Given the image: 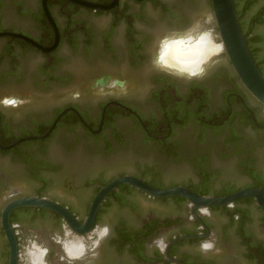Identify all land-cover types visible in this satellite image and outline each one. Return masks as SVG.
Instances as JSON below:
<instances>
[{
	"label": "flooded vegetation",
	"instance_id": "1",
	"mask_svg": "<svg viewBox=\"0 0 264 264\" xmlns=\"http://www.w3.org/2000/svg\"><path fill=\"white\" fill-rule=\"evenodd\" d=\"M43 1L0 0V33L28 38L0 36V100L29 101L0 106V144L43 135L65 112L47 137L0 148V264L10 261L2 210L15 199H50L82 224L100 189L124 176L213 197L264 185V105L225 51L203 80L151 65L159 37L194 18L210 17L219 36L212 0H46L49 16ZM255 59L263 66L264 52ZM195 213L184 197L121 184L87 234L41 207L13 209L10 224L17 264H264V209L253 197ZM104 224L111 235L94 247ZM208 238L216 249L204 254Z\"/></svg>",
	"mask_w": 264,
	"mask_h": 264
},
{
	"label": "water",
	"instance_id": "2",
	"mask_svg": "<svg viewBox=\"0 0 264 264\" xmlns=\"http://www.w3.org/2000/svg\"><path fill=\"white\" fill-rule=\"evenodd\" d=\"M81 5H88L85 1L82 0H72ZM213 14L218 28L219 36L222 39L225 48L224 51L228 56L232 67L239 77L240 81L244 87L259 101L264 105V74L259 69L256 61L254 60L250 49L247 45L246 39L244 37L238 14L236 11L234 0H212ZM43 7L48 14L46 0L43 1ZM99 9H102L101 6H96ZM0 36H12L23 39H28L22 34L5 32L0 33ZM65 113V112H63ZM62 113V114H63ZM61 114V115H62ZM60 115V116H61ZM54 122L51 128L43 135L39 136H28L21 138L14 143L9 145L0 144V148L4 150L11 149L17 144L28 141V140H37L47 137L51 131L54 129L56 122ZM121 184H129L139 190L143 191L147 195L156 198H168L173 196H181L187 199L191 203L192 211L194 214L197 208L206 209L210 206H226L233 205L237 200L246 197H253L258 205L264 209V185L257 188H245L238 190L232 194L220 197L213 196H204L196 193L195 191L184 187V186H174L169 188H156L148 184L144 180L131 176H124L117 178L107 185L102 187L100 191L96 194L90 211L84 221V223H79L77 217L69 211L67 207L62 206L61 204L54 202L46 198L38 197H25L12 200L9 202L2 210V224L4 227L5 235L9 243L10 250V261L9 264H17L18 261V244L15 232L12 225L10 224V214L13 209L22 206L28 207H41L59 214L63 220L68 224V226L78 234H87L91 231L97 211L100 204L105 199V197L116 189ZM182 238H189V236H182L175 239L172 243H175L177 240Z\"/></svg>",
	"mask_w": 264,
	"mask_h": 264
},
{
	"label": "clouds",
	"instance_id": "3",
	"mask_svg": "<svg viewBox=\"0 0 264 264\" xmlns=\"http://www.w3.org/2000/svg\"><path fill=\"white\" fill-rule=\"evenodd\" d=\"M225 45L212 26L210 17L194 18L180 30H169L159 37L151 58L152 67L176 79L193 81L205 79L215 67ZM79 99V93L73 94ZM29 101L19 96H6L0 100L4 108L19 109ZM94 231V247L106 240L112 232L109 225H97ZM199 250L207 254L216 249V243L208 238L201 241ZM87 252V244H85ZM47 255L46 249L44 250Z\"/></svg>",
	"mask_w": 264,
	"mask_h": 264
},
{
	"label": "trees",
	"instance_id": "4",
	"mask_svg": "<svg viewBox=\"0 0 264 264\" xmlns=\"http://www.w3.org/2000/svg\"><path fill=\"white\" fill-rule=\"evenodd\" d=\"M260 0H234L236 11L238 14V19L246 39L247 45L250 49V52L256 61V53L260 55V52H264L263 48V37L260 34L256 33V28L260 25H264V7L256 11L250 18L248 17L249 13L256 6ZM241 2V6H240ZM246 21V22H245ZM247 23V27H246ZM257 63V61H256ZM259 69L264 74L261 68L264 69V59L263 66H260V63H257ZM179 199V197H174Z\"/></svg>",
	"mask_w": 264,
	"mask_h": 264
},
{
	"label": "rangeland",
	"instance_id": "5",
	"mask_svg": "<svg viewBox=\"0 0 264 264\" xmlns=\"http://www.w3.org/2000/svg\"><path fill=\"white\" fill-rule=\"evenodd\" d=\"M243 1V0H242ZM240 6H241V2H240ZM262 7H264V0H260L256 6L252 9V11L249 13L248 17L250 18L256 11H258L259 9H261ZM246 22V21H245ZM246 27H247V23H246ZM256 33L260 34L263 37L264 40V25H260L256 28ZM263 48H264V41H263ZM32 143V142H31ZM26 144H29V142H27ZM154 209L160 212H168L170 209H168V207L165 206H160V205H155ZM213 222L216 223L215 220H213ZM217 222H220L219 220ZM217 226H219V224L217 223ZM216 226V228H218ZM241 254V253H240Z\"/></svg>",
	"mask_w": 264,
	"mask_h": 264
},
{
	"label": "bare ground",
	"instance_id": "6",
	"mask_svg": "<svg viewBox=\"0 0 264 264\" xmlns=\"http://www.w3.org/2000/svg\"><path fill=\"white\" fill-rule=\"evenodd\" d=\"M80 252H81V250H80V246L79 245L72 244V245H69L68 246V253H69V255L76 256V255H79ZM37 257H38V254H37Z\"/></svg>",
	"mask_w": 264,
	"mask_h": 264
}]
</instances>
